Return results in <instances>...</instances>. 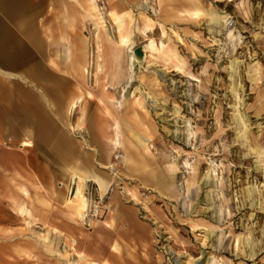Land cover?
Masks as SVG:
<instances>
[{
  "label": "rangeland",
  "instance_id": "374dc122",
  "mask_svg": "<svg viewBox=\"0 0 264 264\" xmlns=\"http://www.w3.org/2000/svg\"><path fill=\"white\" fill-rule=\"evenodd\" d=\"M102 1L62 126L81 169L26 123L0 150V264H264V0Z\"/></svg>",
  "mask_w": 264,
  "mask_h": 264
},
{
  "label": "crops",
  "instance_id": "0c3cea01",
  "mask_svg": "<svg viewBox=\"0 0 264 264\" xmlns=\"http://www.w3.org/2000/svg\"><path fill=\"white\" fill-rule=\"evenodd\" d=\"M104 1L119 17L140 4ZM94 4V0H0V150L3 143L18 142L19 124L26 123L27 140L19 147L43 149L57 159L62 171L81 169L83 147L62 126L69 103L77 108L81 101L74 99L82 87L74 77L84 73V33L98 19ZM116 216L117 229L122 224L119 234H137L134 215L121 216L118 211Z\"/></svg>",
  "mask_w": 264,
  "mask_h": 264
},
{
  "label": "bare ground",
  "instance_id": "6f19581e",
  "mask_svg": "<svg viewBox=\"0 0 264 264\" xmlns=\"http://www.w3.org/2000/svg\"><path fill=\"white\" fill-rule=\"evenodd\" d=\"M94 2H95V0H94ZM96 4V3H95ZM94 4V9H95V11H97L98 12V14H99V19H105V17L104 16H102L101 15V13L99 12V5L98 4H96L95 5ZM214 17V16H213ZM103 22V21H102ZM109 31V30H108ZM121 42H124V43H126L127 41H126V39H124V37L121 39ZM128 48H129V56H130V59H132V57H133V47H132V44H129L128 45ZM143 51H144V60L146 59V49H145V44H143ZM133 62H134V58H133ZM120 67V66H119ZM88 75V74H87ZM143 140V139H142ZM26 145H29L28 143H25ZM113 144V143H112ZM114 145V147L116 148V147H118L119 146V144L118 143H114L113 144ZM112 167V166H111ZM114 167V166H113ZM112 167V168H113ZM101 168H110L109 166H105V165H102L101 166ZM81 191H80V189H78L77 190V192H76V194H79ZM87 203H88V201H87V199L86 198H84L83 199V202H82V205H80L79 207H78V210H79V213H80V215L83 217H85V211H86V208H87ZM86 206V207H85ZM115 206V205H114ZM78 258H79V260H82V259H84V258H86V256L85 255H82L81 253L80 254H78ZM88 264H94L93 262H89Z\"/></svg>",
  "mask_w": 264,
  "mask_h": 264
},
{
  "label": "water",
  "instance_id": "95a60500",
  "mask_svg": "<svg viewBox=\"0 0 264 264\" xmlns=\"http://www.w3.org/2000/svg\"><path fill=\"white\" fill-rule=\"evenodd\" d=\"M134 64L138 67L143 66L144 64V51L143 44L135 47L133 51Z\"/></svg>",
  "mask_w": 264,
  "mask_h": 264
},
{
  "label": "built area",
  "instance_id": "2783aa9c",
  "mask_svg": "<svg viewBox=\"0 0 264 264\" xmlns=\"http://www.w3.org/2000/svg\"><path fill=\"white\" fill-rule=\"evenodd\" d=\"M95 2L99 5L100 10L102 11L103 9V1L102 0H95ZM119 157H122V154L116 155L115 158L118 159Z\"/></svg>",
  "mask_w": 264,
  "mask_h": 264
}]
</instances>
